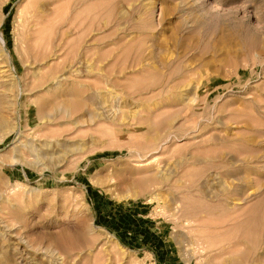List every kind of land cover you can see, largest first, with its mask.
I'll return each instance as SVG.
<instances>
[{
  "label": "rangeland",
  "instance_id": "rangeland-1",
  "mask_svg": "<svg viewBox=\"0 0 264 264\" xmlns=\"http://www.w3.org/2000/svg\"><path fill=\"white\" fill-rule=\"evenodd\" d=\"M50 3L0 0V264H264V0Z\"/></svg>",
  "mask_w": 264,
  "mask_h": 264
},
{
  "label": "bare ground",
  "instance_id": "bare-ground-1",
  "mask_svg": "<svg viewBox=\"0 0 264 264\" xmlns=\"http://www.w3.org/2000/svg\"><path fill=\"white\" fill-rule=\"evenodd\" d=\"M49 1V0H47ZM51 3L50 4H53L54 3V0H50ZM33 3V1H32ZM45 3V2H44ZM39 4V1L38 2H35L33 3L32 5H30V7L26 10V13H25V22L26 24L28 25V32L32 33V34H37V35H40L43 30L46 28V26H44V21H45V16H44V13L42 11L41 8H43L41 5V8L40 6H38ZM44 9H46L47 5L44 4ZM49 7V6H48ZM41 9V10H40ZM49 9V8H48ZM47 9V10H48ZM46 12V11H45ZM49 12V10H48ZM47 15V14H46ZM49 17V16H48ZM29 36V35H28ZM30 39V38H29ZM28 41V40H27ZM29 42V41H28ZM48 47V46H47ZM32 52V51H31ZM36 53V51H35ZM42 53V52H41ZM44 53V52H43ZM38 55V53H37ZM36 56V54H35ZM43 58H41L42 60ZM43 62V61H42ZM10 69V68H9ZM4 71V70H3ZM6 71V70H5ZM2 72V71H1ZM62 74V73H61ZM13 76V75H11ZM64 77H56L54 78V80H56V84H55V89H57L58 86H60V83H61V80H63ZM10 81V80H9ZM12 82H10V88L8 89V93L6 94L5 98H7V101L9 102V109L10 111H15V106H16V100H15V95L13 94V88H12ZM83 96V95H82ZM60 112H62L65 116H68L69 114V111L67 108H60L59 109ZM5 119V118H4ZM3 120V118L1 119ZM6 120V119H5ZM1 122V121H0ZM3 122H5L3 120ZM1 122V123H3ZM7 122V121H6ZM1 125V124H0ZM3 125V124H2ZM10 125V124H9ZM8 125V126H9ZM7 126V125H5ZM4 128V127H3ZM13 131V130H12ZM45 146H48V145H45ZM28 149L30 150V152H35L36 151V146L33 142H29L28 145H27ZM0 226H1V229L2 231H6V230H9L10 229V226H8L6 224V222L0 220ZM14 228V227H13ZM15 236V235H14ZM264 250V249H263ZM46 251V250H45ZM49 251V250H47ZM44 252V251H43ZM50 252V251H49ZM48 252V253H49ZM47 253V252H46Z\"/></svg>",
  "mask_w": 264,
  "mask_h": 264
}]
</instances>
